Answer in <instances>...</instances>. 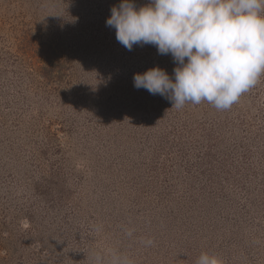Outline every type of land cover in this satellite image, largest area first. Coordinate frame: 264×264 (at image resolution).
Wrapping results in <instances>:
<instances>
[{
  "label": "rangeland",
  "instance_id": "rangeland-1",
  "mask_svg": "<svg viewBox=\"0 0 264 264\" xmlns=\"http://www.w3.org/2000/svg\"><path fill=\"white\" fill-rule=\"evenodd\" d=\"M121 2L0 0V264H264V75L172 109L134 87L178 65L117 41Z\"/></svg>",
  "mask_w": 264,
  "mask_h": 264
},
{
  "label": "clouds",
  "instance_id": "clouds-1",
  "mask_svg": "<svg viewBox=\"0 0 264 264\" xmlns=\"http://www.w3.org/2000/svg\"><path fill=\"white\" fill-rule=\"evenodd\" d=\"M106 25L129 51L150 44L161 55L171 54L178 65L174 79L157 66L136 73L133 81L137 89L172 101V109L206 101L229 110L264 75V0H150L139 8L122 0ZM112 264L133 262L114 255ZM196 264L222 260L204 252Z\"/></svg>",
  "mask_w": 264,
  "mask_h": 264
}]
</instances>
